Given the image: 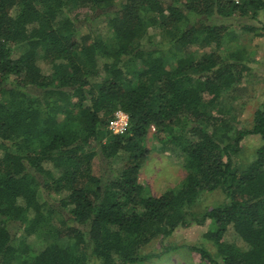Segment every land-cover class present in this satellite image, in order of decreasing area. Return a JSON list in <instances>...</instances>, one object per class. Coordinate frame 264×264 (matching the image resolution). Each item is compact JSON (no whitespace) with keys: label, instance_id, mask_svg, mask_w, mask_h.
Listing matches in <instances>:
<instances>
[{"label":"trees","instance_id":"1","mask_svg":"<svg viewBox=\"0 0 264 264\" xmlns=\"http://www.w3.org/2000/svg\"><path fill=\"white\" fill-rule=\"evenodd\" d=\"M261 14L264 0H0V264H146L178 250L153 242L207 223L198 264H264V105L243 130L219 107L246 70L221 54L227 21ZM101 18L107 37L83 32ZM151 129L186 172L159 197L139 182ZM218 190L227 203L194 212Z\"/></svg>","mask_w":264,"mask_h":264},{"label":"rangeland","instance_id":"2","mask_svg":"<svg viewBox=\"0 0 264 264\" xmlns=\"http://www.w3.org/2000/svg\"><path fill=\"white\" fill-rule=\"evenodd\" d=\"M121 1V0H117ZM75 17L85 20L89 17L87 10H77ZM228 29L225 33L224 45L221 54L228 58L230 63H239L246 67L243 82L228 90L220 100L219 107L227 113V121L239 130L250 129L253 126L254 114L264 105V14L258 20L237 19L228 20ZM230 25V26H229ZM254 28L256 31H250ZM91 31L95 35L107 37L109 28L106 19L101 18L92 23H87L83 32ZM258 30V31H257ZM200 55L203 50L198 47L191 49ZM260 137L246 138L243 143V152L239 164L248 165L253 162L257 150L261 147ZM148 149V160L143 166L139 182L153 196L159 197L167 191L180 188L186 172L182 161L170 152L165 151L155 137V130L151 129L145 143ZM98 161L95 162V173H98ZM113 169L119 172L122 169L120 161H115ZM226 196L220 191L204 193L194 212L202 214L209 209H214L227 203ZM208 230V223L204 227L192 226L188 229H179L175 234L164 240L155 241L149 247V252L160 254L162 245L178 247V250L169 254H162L160 259H153L146 264H198L190 247L202 246L212 249L204 239ZM229 242H237L232 231L226 236ZM42 240L35 237L29 239L34 247H39ZM99 264V263H95Z\"/></svg>","mask_w":264,"mask_h":264},{"label":"built area","instance_id":"3","mask_svg":"<svg viewBox=\"0 0 264 264\" xmlns=\"http://www.w3.org/2000/svg\"><path fill=\"white\" fill-rule=\"evenodd\" d=\"M235 5H241L245 0H231ZM129 124V116L122 111L115 113L110 122L109 131L114 135H124Z\"/></svg>","mask_w":264,"mask_h":264}]
</instances>
